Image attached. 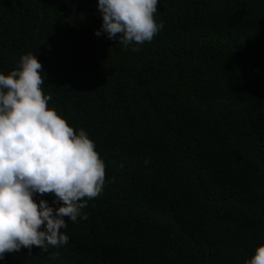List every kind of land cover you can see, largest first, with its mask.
Here are the masks:
<instances>
[{"label":"trees","instance_id":"1","mask_svg":"<svg viewBox=\"0 0 264 264\" xmlns=\"http://www.w3.org/2000/svg\"><path fill=\"white\" fill-rule=\"evenodd\" d=\"M96 4L0 0V72L37 55L105 165L66 244L0 264H244L264 244V0H158L138 51L94 35Z\"/></svg>","mask_w":264,"mask_h":264},{"label":"clouds","instance_id":"2","mask_svg":"<svg viewBox=\"0 0 264 264\" xmlns=\"http://www.w3.org/2000/svg\"><path fill=\"white\" fill-rule=\"evenodd\" d=\"M157 4L97 0L102 23L94 35L118 38L125 50L135 45L131 50L138 51L163 26L154 18ZM42 71L37 55L27 53L18 67L0 72V260L22 248L47 251L46 245L66 244L69 237L61 230L67 220H86L81 209L105 183L104 161L94 142L48 106ZM45 194L54 197L51 205L35 199ZM244 264H264V244Z\"/></svg>","mask_w":264,"mask_h":264}]
</instances>
